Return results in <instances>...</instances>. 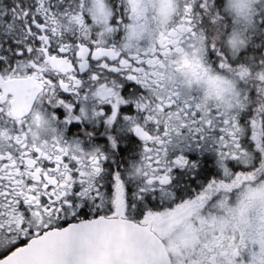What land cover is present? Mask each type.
<instances>
[{
  "label": "snow or ice",
  "instance_id": "1",
  "mask_svg": "<svg viewBox=\"0 0 264 264\" xmlns=\"http://www.w3.org/2000/svg\"><path fill=\"white\" fill-rule=\"evenodd\" d=\"M0 264H264V0H0Z\"/></svg>",
  "mask_w": 264,
  "mask_h": 264
}]
</instances>
